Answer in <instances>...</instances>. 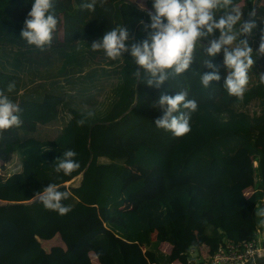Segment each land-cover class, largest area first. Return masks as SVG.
<instances>
[{"label":"trees","instance_id":"trees-1","mask_svg":"<svg viewBox=\"0 0 264 264\" xmlns=\"http://www.w3.org/2000/svg\"><path fill=\"white\" fill-rule=\"evenodd\" d=\"M83 2L57 0V30L51 45L40 51L20 35L33 0H0V90L19 106L22 121L0 130L2 168L17 157L9 173L7 167L0 173V264H93L90 253L99 264L185 262L198 246L190 227L199 222L213 245L210 255L226 241L252 238L264 224L260 78L247 85L242 99L229 95L221 52L211 58L221 80L204 88L199 72L212 70L202 67L208 57L197 47L193 63L180 76L159 88L142 83L134 71L143 70L130 54L111 60L90 47L117 25L128 29L129 46L146 39L153 0L143 5L107 0L95 12L81 9ZM243 2L244 19L252 0ZM255 19L257 27L241 39L250 46L254 41L253 69L260 66L264 72V55L256 54L264 30L261 0ZM61 30L63 37L57 39ZM13 81L15 89L8 93ZM181 90L198 108L191 131L176 137L155 126L165 111L156 102L161 94ZM252 101L259 109L250 110ZM61 103L65 116L57 135L48 140L33 135L37 123L55 120ZM81 119L85 123L78 126ZM67 150L77 153L80 168L70 175L56 173L57 160ZM49 184L70 193L62 201L71 208L66 215L33 199ZM127 200L136 204L134 210H121ZM89 214L104 224L82 230L79 221ZM55 236L63 245L46 250L42 241ZM164 242L171 245L170 253L161 251Z\"/></svg>","mask_w":264,"mask_h":264},{"label":"clouds","instance_id":"clouds-1","mask_svg":"<svg viewBox=\"0 0 264 264\" xmlns=\"http://www.w3.org/2000/svg\"><path fill=\"white\" fill-rule=\"evenodd\" d=\"M57 0H33L32 7L24 21L21 37L28 45L44 51L50 46L53 34L57 30ZM103 7L107 0H84L81 9L95 12L97 5ZM154 12L149 13L150 23L145 25L148 36L141 42L127 44L128 29L117 25L106 31L101 39L92 42L90 50L103 51L111 60L123 58L128 53L136 65L143 70L134 71L140 82L159 88L172 76H180L193 63L194 52L199 47L208 57L202 67L210 72H199L200 83L209 88L210 82L220 81L219 66L211 58L223 53V66L227 69L223 87L229 95L243 98L249 77V70L255 63L253 49L247 37L257 27L255 12L251 19H243V0L237 4L235 0H153ZM239 26V27H237ZM201 41L206 43L202 44ZM257 55H264V30ZM260 83L264 84V74L260 75ZM15 89V82L7 85V92ZM164 108V115L155 121L157 128L171 131L174 136L181 137L191 131L190 120L197 108V102L188 99V91L181 90L174 96L161 94L156 102ZM21 109L13 103L4 90H0V130L19 127L22 123L19 113ZM92 113H88L90 117ZM84 119L77 125L83 126ZM73 150L63 152L57 160L56 173L70 175L80 168ZM67 191H60L58 185L49 184L42 192H37L33 199L39 200L45 209L66 215L71 211L62 204L69 197ZM264 215V211L260 213Z\"/></svg>","mask_w":264,"mask_h":264},{"label":"crops","instance_id":"crops-1","mask_svg":"<svg viewBox=\"0 0 264 264\" xmlns=\"http://www.w3.org/2000/svg\"><path fill=\"white\" fill-rule=\"evenodd\" d=\"M62 37H63V32L61 30V32H59L57 34V39H62ZM63 83H64L63 79H61L60 84L63 85ZM95 96L100 99L102 97V94L98 93V91H97L95 93ZM66 100L68 101L69 97H66ZM58 112L59 113L55 117V120L52 119L48 123H45V124L37 123L36 130L34 132L35 134H36L37 129H39L40 127L45 128V129H53V132H51L52 135L45 136V137L37 136L38 138H41L43 140H48V139L54 138L57 135L59 129L61 128L62 120L65 116V112L62 109V103H61V106H59V108H58ZM34 133H33V135H35ZM14 158L17 159L16 155L14 156ZM3 170H5V167L3 168ZM135 208H136V204L132 201L127 200L124 203V205L121 207V210L131 211V210H134ZM103 224L104 223L102 222L101 218L97 214H89L87 218L81 219L79 221V227L84 231H90L93 227L103 225ZM190 231L193 232L197 237V241H198L197 248L196 249L191 248L188 251L185 262H182L181 260L176 259L171 264H187L188 258L191 259V257H192L194 260H197L196 258L199 257V259L202 260V259L207 258L210 255V252L213 249V245L210 243V240L203 235L202 223L199 222L196 226L190 227ZM42 245L46 250H49V248L51 246L63 245V244H62L60 238L58 236H55L51 240L42 241ZM171 248H172L171 245L168 243H165V242L160 245L161 251H163L166 254L170 253ZM90 259H91L93 264H99L96 256L93 253H90ZM245 264H264V251L260 255L255 256L254 259H252L251 261H249Z\"/></svg>","mask_w":264,"mask_h":264},{"label":"built area","instance_id":"built-area-1","mask_svg":"<svg viewBox=\"0 0 264 264\" xmlns=\"http://www.w3.org/2000/svg\"><path fill=\"white\" fill-rule=\"evenodd\" d=\"M264 251V224L259 225L254 236L237 242L226 241L215 247L207 258H188L187 264H245Z\"/></svg>","mask_w":264,"mask_h":264},{"label":"rangeland","instance_id":"rangeland-1","mask_svg":"<svg viewBox=\"0 0 264 264\" xmlns=\"http://www.w3.org/2000/svg\"><path fill=\"white\" fill-rule=\"evenodd\" d=\"M134 1H136L140 5H143L145 0H134ZM261 3L264 4V0H261ZM243 5H244V2H243ZM59 32H61V31H59ZM251 47H252V49H254L256 47V44H254V41L253 40H252ZM256 67H257V69H256L257 71H254L253 66L249 70V73H248V77H249L248 84L254 83L255 81L258 80V78H260V75L261 74H264V72L262 71V69L260 68V66L259 67L256 66ZM257 109H259L258 108V105H257V102L256 101H252L251 102V105H250V110H257ZM51 132H53V129H45V128H41L40 127L39 129H37L36 134L35 133L34 134L36 136H39V137H45V136L52 135ZM15 159L16 158L13 159V161H12L13 163H11V166H9L10 168L7 167V166H5V168L7 167L8 173L11 171L10 169H12V167H13L12 165L16 166L17 159L16 160ZM1 163L2 162L0 161V172L3 174L4 170L2 168L3 166H2ZM250 191H251V189L247 190L246 192H250Z\"/></svg>","mask_w":264,"mask_h":264},{"label":"water","instance_id":"water-1","mask_svg":"<svg viewBox=\"0 0 264 264\" xmlns=\"http://www.w3.org/2000/svg\"><path fill=\"white\" fill-rule=\"evenodd\" d=\"M258 4H259V0H252V6H251V9H250L249 13H248L247 16L244 18L245 21H247V20H249V19L252 18V17L250 16V13H252V12H256V9H257V7H258ZM237 27H239V26H237ZM201 43H203V42L201 41ZM203 44H204V43H203ZM133 106H134V103L131 105V107H130L128 110H130ZM67 184H68V182H67V183H64V185H67Z\"/></svg>","mask_w":264,"mask_h":264}]
</instances>
